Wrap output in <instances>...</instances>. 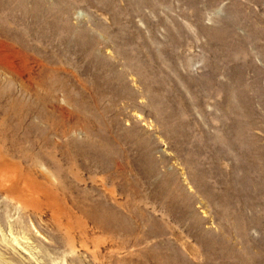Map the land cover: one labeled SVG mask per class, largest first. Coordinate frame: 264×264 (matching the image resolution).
Masks as SVG:
<instances>
[{
	"label": "rangeland",
	"instance_id": "obj_1",
	"mask_svg": "<svg viewBox=\"0 0 264 264\" xmlns=\"http://www.w3.org/2000/svg\"><path fill=\"white\" fill-rule=\"evenodd\" d=\"M0 264H264V0H0Z\"/></svg>",
	"mask_w": 264,
	"mask_h": 264
},
{
	"label": "bare ground",
	"instance_id": "obj_2",
	"mask_svg": "<svg viewBox=\"0 0 264 264\" xmlns=\"http://www.w3.org/2000/svg\"><path fill=\"white\" fill-rule=\"evenodd\" d=\"M3 178H4L3 175L0 174V179L3 180Z\"/></svg>",
	"mask_w": 264,
	"mask_h": 264
}]
</instances>
